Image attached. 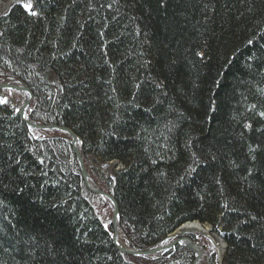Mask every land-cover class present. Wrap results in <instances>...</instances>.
Here are the masks:
<instances>
[{"label": "trees", "instance_id": "obj_1", "mask_svg": "<svg viewBox=\"0 0 264 264\" xmlns=\"http://www.w3.org/2000/svg\"><path fill=\"white\" fill-rule=\"evenodd\" d=\"M9 1L0 82L22 81L32 119L79 136L123 236L145 249L200 220L226 243L221 264H264V0ZM60 135L0 105V264L194 263L181 244L120 252Z\"/></svg>", "mask_w": 264, "mask_h": 264}, {"label": "water", "instance_id": "obj_2", "mask_svg": "<svg viewBox=\"0 0 264 264\" xmlns=\"http://www.w3.org/2000/svg\"><path fill=\"white\" fill-rule=\"evenodd\" d=\"M0 89H12V90H15L17 92H20L22 94H26L29 96V99L27 101H25L22 105L21 108H19L16 112L18 113V115L23 119V121L30 127L34 128V129H37V130H43V131H47V130H58V131H61V132H65L67 135H68V138L70 139V142L72 143V146H73V149H74V152L76 154V158H77V163H78V166H79V169L81 171V174H82V177L86 183V185L88 186V188L92 191V192H95L99 195H101L103 198H105L106 200H108L111 205L114 206L115 208V217H114V223H113V230H114V234H113V242L114 244L117 246V248L121 251V252H128L125 248H123L122 246H120L118 243H117V235H118V224H117V216H118V203L117 201L115 200V198L103 191L102 189H100L96 184H92L90 182V177L88 175V172L85 168V165H84V159H83V156L81 154V151H80V145H79V137L73 133L72 130H70L69 128H66V127H61V126H58V125H39L37 124L36 122H33L31 121L30 119H28L26 116H25V108L28 104H30L31 102L34 101V95L32 93V91L25 85L23 84L22 82L20 81H16V80H13V81H9V82H4V83H0ZM29 106V105H28ZM202 235H205V236H209L208 234V228H205L204 230L200 231ZM184 233H187V231L185 232H174L172 234H169L166 239L163 241V242H166L168 241L167 244H162L160 243L159 245L157 246H154V247H151L149 249H146V250H143L142 252L140 251H137V250H131L130 253L132 255H138V256H142V255H152V254H156V253H163L165 252L166 250L170 249L171 247L177 245L178 243H184V244H187L189 246H191L195 252H196V260H195V263L194 264H201V256H202V251L200 250V246L197 245L190 237H179L181 234H184ZM210 237V236H209ZM212 240V238H211ZM214 242V240H212ZM222 240H219V244H215L216 247H217V250H218V254H219V264H221L222 262V257L225 253V250H226V243L223 242ZM218 247H222L221 249H219Z\"/></svg>", "mask_w": 264, "mask_h": 264}, {"label": "bare ground", "instance_id": "obj_3", "mask_svg": "<svg viewBox=\"0 0 264 264\" xmlns=\"http://www.w3.org/2000/svg\"><path fill=\"white\" fill-rule=\"evenodd\" d=\"M15 1V0H14ZM31 12V11H30ZM13 80H16V81H20V80H18V79H9V80H6V81H3V82H0V83H4V82H9V81H13ZM20 82H22V81H20ZM23 83V82H22ZM24 84V83H23ZM28 87V86H27ZM0 91L3 93V92H8V91H15V90H12V89H0ZM15 92H17V91H15ZM17 93H20V92H17ZM33 93V92H32ZM21 95H22V100H21V103H20V106H19V108H21L22 107V105H23V103L25 102V101H27L28 99H29V96L28 95H26V94H22V93H20ZM34 95V94H33ZM34 100H35V96H34ZM0 101H2L1 100V97H0ZM34 102V101H33ZM33 102H31L30 104H28L27 106H26V108H25V111H26V113H25V116L28 118V119H30L31 121H33V122H36L34 119H32L30 116H29V114H28V112H30V106H31V104L33 103ZM0 105L2 106V107H4V108H10V109H13L15 112L19 109V108H14L12 105H7V104H4V103H2V102H0ZM17 113V112H16ZM18 114V113H17ZM22 119V118H21ZM23 120V119H22ZM37 123V122H36ZM38 124V123H37ZM39 125H43V124H39ZM30 127V126H29ZM61 127H64V126H61ZM30 128H32V127H30ZM67 128V127H66ZM32 129H34V128H32ZM35 131H37V132H39V131H42V132H44L43 130H37V129H34ZM71 130V129H70ZM56 131H58V130H56ZM58 132H60V133H63L65 136H67L68 137V135L65 133V132H61V131H58ZM74 133V132H73ZM78 136V135H77ZM79 137V136H78ZM79 140H80V138H79ZM69 141H70V139H69ZM72 144V143H71ZM79 145H80V151H81V154H82V156H83V159H84V155H83V153H82V145H81V141H79ZM72 148H73V146H72ZM74 150V149H73ZM75 153V152H74ZM76 155V154H75ZM77 159V158H76ZM110 163H112L114 166H116L117 165V161H113V162H110ZM84 165H85V162H84ZM85 168H86V166H85ZM87 170V169H86ZM81 172V171H80ZM87 172H88V170H87ZM88 175H89V177L91 178L90 179V182L92 183V184H96L97 185V183L93 180V178L90 176V174H89V172H88ZM84 180V179H83ZM84 183H85V181H84ZM85 185H86V183H85ZM87 186V185H86ZM98 186V185H97ZM99 187V186H98ZM87 188H88V186H87ZM100 188V187H99ZM101 189V188H100ZM90 190V189H89ZM93 193H95V192H93ZM95 194H97V193H95ZM99 195V194H98ZM101 196V195H100ZM102 197V196H101ZM103 198V197H102ZM109 205H107V206H105V207H103V206H100V207H98V209H95L96 210V212L97 213H99V215L101 214V215H103L104 216V218H103V223H105V226H109L110 227V225L112 226V231H111V236H112V241H113V234H114V230H113V223H114V217H115V208H114V206L113 205H111V203L108 201V200H106L105 198H103ZM108 208L111 210V216H109L110 214H107V212L109 211L108 210ZM117 224H118V235H117V243L120 245V246H122L123 248H125L128 252H122V253H124L125 255H128V256H137V257H144V258H148L146 255H142V256H138V255H132L131 253H130V251L131 250H137V251H140V252H142L143 250H146V249H149V248H151V247H154V246H157V245H159L160 243H162V244H167L168 243V241H166V242H163L165 239H166V237L169 235H167L164 239H162L160 242H158L157 244H155V245H152V246H149V247H147V248H145V249H141V248H139L138 246H136L132 241H130L127 237H125V236H123V232H122V230H121V214H120V210H119V207H118V216H117ZM205 228H208V234H209V236H205V235H202L201 234V232L200 231H202V230H204ZM176 231H178V232H185V231H187V233H184V234H181L179 237H190L193 241H194V239L192 238V235H200V237H208L209 239H211L212 238V236L213 237H216V238H218V240H215L214 238H212L213 240H214V242H213V244L215 245V244H218L219 246H220V244H219V240H222L223 242H225L224 240H223V238L221 237V236H219L217 233H215L214 231H213V228L211 227V225H209L208 223H202L200 220H189V221H185V222H183L180 226H178L173 232H171L170 234H172V233H174V232H176ZM120 239V240H119ZM199 240H200V238H199ZM198 240V241H199ZM198 241H194L197 245H199V243H198ZM222 242V243H223ZM114 243V242H113ZM178 244H181V245H185V246H189V245H187V244H184V243H178ZM177 244V245H178ZM115 245V244H114ZM116 246V245H115ZM176 246V245H175ZM175 246H173V247H175ZM200 246V245H199ZM117 247V246H116ZM173 247H171L170 249H172ZM193 251H194V253H195V259H194V263H195V260H196V252H195V250L191 247V246H189ZM201 247V246H200ZM215 247H216V245H215ZM219 249H221L222 247H218ZM170 249H168V250H166L165 252H163V253H156L157 255H164L165 253H167ZM119 250V249H118ZM200 250L202 251V256H201V259H202V257L204 256V251H203V248L201 247L200 248ZM120 251V250H119ZM216 253H218V250H217V247H216ZM121 252V251H120ZM156 254H154V255H156ZM153 255V254H152ZM193 263V264H194ZM219 264V263H218Z\"/></svg>", "mask_w": 264, "mask_h": 264}, {"label": "rangeland", "instance_id": "obj_4", "mask_svg": "<svg viewBox=\"0 0 264 264\" xmlns=\"http://www.w3.org/2000/svg\"><path fill=\"white\" fill-rule=\"evenodd\" d=\"M14 0H10L9 3L13 2ZM7 7V6H6ZM4 92L2 93L1 95V100H2V103L4 104H7V105H12L14 108H19L20 106V103H21V100H22V95L20 93H17L15 91H8V95L5 93L4 95ZM52 131H56V130H47V131H39L38 133H43V134H49L50 132ZM58 132V131H57ZM60 133V132H59ZM59 137H63L67 140H69V138L67 136H65L64 134L63 135H60ZM109 205V204H108ZM108 212L107 214H110L109 216H111V210L108 208ZM200 240L198 241L199 245L203 248V251H204V256L202 257V262L201 264H205L208 257L207 255H209V253L212 251V250H215L216 251V247L215 245L213 244V239H209L208 237H200V235H197ZM215 240H218V238L216 237H213ZM120 240V239H119ZM217 252V251H216ZM161 255H147V257L149 258H156V257H160Z\"/></svg>", "mask_w": 264, "mask_h": 264}, {"label": "snow or ice", "instance_id": "obj_5", "mask_svg": "<svg viewBox=\"0 0 264 264\" xmlns=\"http://www.w3.org/2000/svg\"><path fill=\"white\" fill-rule=\"evenodd\" d=\"M24 7H25L26 9L32 11V14H33V15L36 14L35 11H34V9H33V6H32L31 4H26V5H24ZM0 102H2V101H0ZM262 115H264V113H262Z\"/></svg>", "mask_w": 264, "mask_h": 264}]
</instances>
